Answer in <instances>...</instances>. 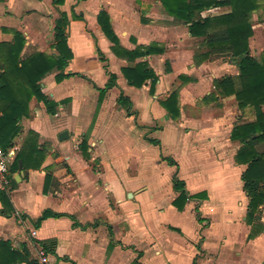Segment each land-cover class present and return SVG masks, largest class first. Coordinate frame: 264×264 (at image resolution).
I'll list each match as a JSON object with an SVG mask.
<instances>
[{
  "label": "crops",
  "instance_id": "obj_1",
  "mask_svg": "<svg viewBox=\"0 0 264 264\" xmlns=\"http://www.w3.org/2000/svg\"><path fill=\"white\" fill-rule=\"evenodd\" d=\"M262 2L264 7V0ZM76 4L82 21L71 19ZM101 10L108 13L112 29L124 49L154 45L163 49L160 55L136 61L147 62L157 76L153 94H150L149 83L141 89L128 86L121 74V68L128 63L112 53L111 44L97 25L96 16ZM213 11L218 13H211ZM59 12L69 18L67 42L73 58L65 73L74 75L56 82L58 72L53 71L40 84L51 101H68L55 108L53 116L57 119H53L42 103L32 99L29 116L20 121V132L8 150L13 151L14 157L8 169L7 185L0 186L14 210L11 217H5L1 215L0 205V241L7 242L16 255L5 252L0 264L33 263L40 250L56 264H79V261L86 264H193L194 260L196 264H264V204L259 207V220L248 224V199L240 179L245 167L235 163L239 144L230 140L232 128L239 124H233L228 115L234 97L208 98L214 89L213 80L224 77L218 76L219 73L238 74L235 63L228 58L217 62L222 57H210L202 62L194 58L198 51L193 52L187 43L198 39L189 35L185 25L167 15L159 0H64L57 8L52 0H0V42H11V31H17L26 40L22 57L26 52H47L48 49L56 54L53 29ZM162 12L174 23L170 27L175 36L173 45L162 41ZM228 12L227 8H216L201 16ZM252 17L264 21V8L253 12ZM97 49L106 59V70L98 61ZM89 62L94 69L102 71L101 87L85 72ZM195 71L200 76L206 75L194 78L191 75ZM107 73L116 76L115 87L106 91L98 106L96 92L108 83ZM181 76L186 82L180 81ZM73 77L88 82L96 92L81 89V81L67 83ZM174 91L178 92L179 103V117L175 120L160 106ZM120 95L130 101L129 110L117 103ZM235 105L232 109H236ZM262 111L264 113V107ZM111 117H115L114 121L119 119L116 131L120 135H138L128 150L115 155L110 154L105 142V133L113 128L106 124ZM125 120L126 126L123 125ZM253 120L254 115L250 122ZM167 125L175 137L176 155L172 158L160 154L159 160L150 161L151 147H161V141L152 138V133L162 131ZM70 127L81 131L77 143H73L70 135L64 141L58 139ZM30 132L36 135L37 148L44 151L42 166L39 170H24L19 164L17 170H12L15 155ZM83 137L87 138V161L78 148ZM160 157L171 158L176 163L160 185L168 197L162 205L158 203L160 192H157L156 175ZM129 164L136 166L133 176L128 174ZM48 173L56 183L44 194ZM174 177L184 183L188 195L204 193L206 197L190 199L181 211L177 210L172 205L178 196L173 190ZM128 179L137 182L129 184ZM44 200L49 207L38 206ZM35 202L37 206L30 216L27 206H34ZM45 210L64 216L48 218L35 227ZM165 212L172 215L171 219L161 218ZM184 218L189 219V228V225L183 226ZM215 224L218 229L220 226V232L217 238H209L208 233Z\"/></svg>",
  "mask_w": 264,
  "mask_h": 264
},
{
  "label": "trees",
  "instance_id": "obj_2",
  "mask_svg": "<svg viewBox=\"0 0 264 264\" xmlns=\"http://www.w3.org/2000/svg\"><path fill=\"white\" fill-rule=\"evenodd\" d=\"M263 0H159L163 11L179 23L187 27L192 38L200 40V51L195 54L199 62L210 57H225L235 63L238 74L224 76L213 80V92L209 99L218 100L234 97L238 109L251 108L254 120L235 125L230 132V140L239 144V149L234 155V161L244 166L241 173L242 190L248 199L246 222L251 224L259 220V207L264 204V53L259 58L250 55L249 39L252 37V14L263 10ZM54 7H60L64 0H52ZM227 8L228 13L217 16L202 17L201 14L210 9ZM71 19L82 21V16L73 11ZM96 22L104 37L111 44L112 53L125 60L128 65L121 68V74L128 86L141 89L147 83L150 85V94L158 81L157 76L145 61L136 62L138 59L150 55H160L163 49L154 46H137L133 50L124 49L112 29L110 17L105 10L99 11ZM69 18L66 13L59 12V18L54 25V50L49 52H34L22 57L25 46L24 36L11 31V42H0V147L7 152L14 145V140L20 132V121L29 116V103L35 99L42 103L49 115L55 114V108L65 103L68 99L55 103L48 99L42 92L40 82L51 72L56 82L70 78L74 74L65 73L68 63L73 58V53L68 46L67 29ZM98 61L106 70V59L99 49L96 51ZM169 70L168 64L166 71ZM109 80L103 89H98V106L107 90L115 87L116 76L107 73ZM186 82L185 77H179ZM117 103L129 110L130 101L120 95ZM178 92L168 95L160 106L167 116L175 120L179 117ZM36 135L28 133L24 145L15 155L12 170H17L19 164L24 170H39L45 159L43 150L37 148ZM152 144L156 141L150 140ZM84 160L89 159L87 152V138L83 137L78 146ZM170 167L176 163L168 157H160ZM55 179L49 173L44 180L43 193L47 194ZM173 190L178 196L172 205L181 211L190 199L201 200L206 197L204 193L190 196L184 190V183L175 177L172 180ZM1 215L11 217L14 210L9 202L6 192L0 190ZM62 214L45 210L36 220L35 227L48 218H60ZM72 219V217H69ZM43 246V245H42ZM45 250V247L43 246ZM11 252L7 242L0 241V258L3 254ZM196 264V261H193Z\"/></svg>",
  "mask_w": 264,
  "mask_h": 264
},
{
  "label": "rangeland",
  "instance_id": "obj_3",
  "mask_svg": "<svg viewBox=\"0 0 264 264\" xmlns=\"http://www.w3.org/2000/svg\"><path fill=\"white\" fill-rule=\"evenodd\" d=\"M74 12H75L76 15L81 13V12H79L78 4H76L74 6ZM211 13L215 14V13H218V12L213 11ZM252 23L255 25V30L253 32L252 38L250 39L251 48L249 50H250V55L251 56H253L255 58H259L261 56V54L264 53V21H259V18L255 19V18L252 17ZM160 24H161V27H162V30H161L162 31V34H161L162 41L164 42V44L166 43L168 45H173L175 36H174V33H171L170 27L174 26V23L172 21H170L162 12V14H160ZM180 33H183V32H181V30H180ZM187 46L189 48H191V50L193 52L196 53L197 51H200V40H195V41L193 40L192 42L190 41V44L187 43ZM47 52L50 53L51 50L48 49ZM28 54H29V52H26L25 56L28 55ZM220 61L221 62L227 61V58L222 57V58L217 59V62H220ZM87 67H89V68L85 69L86 74H88V76L92 79V81L97 86L101 87L102 86V76H101L102 74H100V73H102L101 69H98V70L94 69V67H92V62L91 63L89 62V64H87ZM161 71H163V67H161ZM196 71L194 73H192V75H191L192 77H194V78L201 77V76L205 77L206 74L203 73L200 76L199 74H197L198 71H197V73H196ZM222 75L227 76V74L224 73V72L218 74V76H222ZM74 81H81V83L83 84L81 89H84V90L88 89V91L92 90V91L96 92V90L93 89V87L88 82L83 81V80H81L80 78H77V77H73L71 80L67 81V83H74ZM167 83H169V82H167ZM96 93L99 94V91H97ZM92 104H91V106H92ZM230 105H231V108L228 110V112H229L228 115L230 116V118H231L230 121H232L233 124L246 123V122H250V120L253 119V114H252V110L251 109H249V108L238 109L237 107H236V109H234V108L232 109V107L235 105V100H233ZM69 106L70 105H67V107H69ZM200 106H203V103L200 104ZM88 111L89 110L87 109V113H88ZM58 113L59 112L57 111L56 114L58 115ZM50 117H52L53 119H57L53 115H51ZM161 117L162 118H160V119L163 120V116H161ZM114 120H115V117H111V118L108 119V122L106 124L112 125L113 128L109 129L110 131H107L105 133L106 134L105 142L109 145L108 149L110 150V154H112V155H115V154H117L119 152H124L125 150H128L129 147L132 145V143L134 141H137L136 137H138L137 134H134L135 137L133 135L132 136H128V137L120 135L116 131L117 130L116 128H118V125H119V119H117L116 121H114ZM83 122H84V120H83ZM110 122H111V124H110ZM126 122H127V120H125V123H123V125L125 124V126H126L127 125ZM121 125H122V123H121ZM104 127L106 128V125ZM109 128H110V126H109ZM67 133H68V135L73 137V139H74L73 143H77L78 141H80V139H81V136H80L81 131H78V130L70 127L67 130ZM152 138L159 139L161 141V147L160 148L151 147L152 148L150 150L151 152L148 151V155H149L148 159H150V161H154L155 159L159 160V155L160 154L162 156H171L172 158L175 157V155H176V151H175V148H176L175 137L173 135V132L170 130V126L169 125H167L165 127V129H163L162 131L156 130L155 132H153L152 133ZM153 155H155L154 159L152 158V157H154ZM158 163H159V170L158 169H156L157 171L154 170V169L153 170H154V172L156 171V175L158 176L157 177L158 178V188H157L158 191L157 192L158 193L160 192L159 193L160 196H159V199H158V203H160L162 205V204L166 203V200L168 199V197L166 196V192L163 189L164 187L160 186V185H162L161 183L164 182L165 179L169 176V172L171 171V168H170V166H168L165 162H163L161 160ZM172 168H174V167H172ZM75 169L78 170V167L76 166ZM135 171H136V166L134 164H129L128 165V174L130 176H133V175H135ZM154 174L155 173H153V176H154ZM151 178H152V175L150 177V181H152ZM128 180H129L128 181L129 184H133V185H135L136 182H137L135 179H128ZM160 187H161V189H160ZM219 198H221V197L219 196L217 198V200ZM34 204H35L34 206H32V205L27 206V208H28V210L30 212V216L34 214V209L37 206V202H35ZM48 204L49 203L44 200V201L38 203V206H43L44 205V206L49 207ZM194 206H195V204L193 203V207ZM166 210H167V208H166ZM170 216H172L170 213L165 212V213L162 214L161 218L168 220V219H171ZM184 221L185 222H184L183 226H185V225L188 226L189 225L187 227V228H189L191 226L189 224V219L188 218H184ZM28 224H29L28 226L31 228V224L30 223H28ZM219 229H220V226H219ZM219 229H218L217 224H215L214 228L212 229V232L208 233V237L209 238H211V237L212 238L213 237L217 238V234H218ZM208 244H212V243L208 242ZM79 264H86V262L83 263V261H79ZM91 264H98V263L97 262H93Z\"/></svg>",
  "mask_w": 264,
  "mask_h": 264
},
{
  "label": "built area",
  "instance_id": "obj_4",
  "mask_svg": "<svg viewBox=\"0 0 264 264\" xmlns=\"http://www.w3.org/2000/svg\"><path fill=\"white\" fill-rule=\"evenodd\" d=\"M14 157L13 151H3L0 147V186L7 185V175L10 163ZM34 235V233H32ZM23 264H56L43 250L37 253L36 260L33 263Z\"/></svg>",
  "mask_w": 264,
  "mask_h": 264
},
{
  "label": "water",
  "instance_id": "obj_5",
  "mask_svg": "<svg viewBox=\"0 0 264 264\" xmlns=\"http://www.w3.org/2000/svg\"><path fill=\"white\" fill-rule=\"evenodd\" d=\"M68 138V134H67V132H62L59 136H58V139L60 140V141H64V140H66Z\"/></svg>",
  "mask_w": 264,
  "mask_h": 264
}]
</instances>
